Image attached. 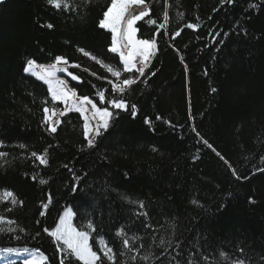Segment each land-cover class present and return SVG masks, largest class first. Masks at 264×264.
<instances>
[{
  "label": "trees",
  "instance_id": "obj_1",
  "mask_svg": "<svg viewBox=\"0 0 264 264\" xmlns=\"http://www.w3.org/2000/svg\"><path fill=\"white\" fill-rule=\"evenodd\" d=\"M69 3L68 11L47 0L0 4V152L7 154L0 157V193L12 191L17 200L0 201V215L14 221L0 224V249H32L45 264H59L57 242L43 229L54 228L70 206L74 225L91 232L93 250L103 256L101 243L112 248L115 264H264V172L256 171L264 168V0H145L149 14L136 23L137 37L155 39L157 47L125 93L109 81L134 72H123L110 52L112 33L99 23L111 0ZM56 56L79 77L69 80L78 96L119 112L95 149L86 148L77 112L62 116L55 134L43 123L44 107L63 106L24 69L28 59L48 65ZM105 65L121 70L119 80ZM112 99L135 103V118L130 109H113ZM46 149L47 165L31 156ZM229 165L248 178H234Z\"/></svg>",
  "mask_w": 264,
  "mask_h": 264
},
{
  "label": "snow or ice",
  "instance_id": "obj_2",
  "mask_svg": "<svg viewBox=\"0 0 264 264\" xmlns=\"http://www.w3.org/2000/svg\"><path fill=\"white\" fill-rule=\"evenodd\" d=\"M221 4L225 2V0H220ZM229 3L232 0H228ZM47 3L51 6H54L56 9H61L62 7L68 11L72 8V5L69 3V0H47ZM130 4H138L145 5V0H111L110 5L107 7V10L103 12V19L100 20V27L109 29L113 33L112 43L110 46L111 53H118L120 57V61L123 64V72L132 73L136 72L139 74L136 78H126L119 83H114L109 81L112 84V90L114 92L125 93L126 89L130 86L137 83L139 77L145 75V70L148 68V62L150 61L152 55L157 47V42L155 39H140L136 38L137 35V21H141L144 17L148 16V11L140 12L139 15H130L126 16V12L128 11ZM146 6V5H145ZM163 19L165 23L159 24L160 29H164L166 27V23L168 21V13L165 12ZM149 24H156L157 21L154 19L148 20ZM187 27L190 29H195L199 27L198 24L189 23ZM47 28L52 29L53 25L51 23L47 24ZM180 33L176 32L175 36H179ZM216 35H220V33H216ZM223 41H221L222 43ZM126 50V51H125ZM84 52L85 56H88L89 53ZM141 58V66L137 67L136 58ZM91 59L96 60V56H92ZM61 63L67 65L68 61L63 56H56L55 62L48 65H39L41 72L35 73L34 69L37 67V62L35 59H28L26 61L27 66L25 67V72H32L34 75H38V78L42 81H45L48 85V91L51 94V98L53 101H60L64 104V108L62 111L57 108H49L44 107V121L43 123L46 125L47 130L51 133H57L58 126L61 125V120L59 117L65 116L70 112H78L84 116V137L87 140L86 148L87 149H95L97 147L98 138H102L104 133L108 131L110 128L111 122L115 119L119 118V112L110 111L107 107H97V104L94 103L89 96L82 95L78 96L75 89H70L67 87V84L63 79L58 77V73H67L69 76H72L73 80H79L78 76L73 75L71 72H68L67 67H60ZM79 67V65H76ZM107 67L108 72L117 80L121 77V70L115 69L113 67ZM205 74H207V69H205ZM154 75V73H153ZM146 82V81H145ZM219 89L217 87H212L211 92L217 93ZM100 101L105 100V93L100 91L97 93ZM108 103L115 110H124L128 111L130 109L131 115L133 118L137 115V105L132 103L129 105L126 99H112L109 100ZM86 105H91L92 118L97 119V123L94 127H90L89 125V116L86 113L89 109ZM54 117H56L54 119ZM162 118L157 115L156 120H161ZM190 119H194L190 116ZM145 123L151 125L152 121L148 118H145ZM171 127H176L172 125L170 121H168ZM183 127V126H180ZM154 131V129H152ZM192 131L196 133L197 137H200V133L196 131L195 126H192ZM200 141L207 148L211 149L216 153L217 156L223 160L224 157L221 156L219 152L213 147L211 143H209L206 139L200 137ZM21 148L24 145L20 146ZM155 151V149H153ZM7 154L4 152H0V157L6 156ZM31 156L35 157L39 160V163L42 165H47L49 163L48 159V151L47 149L44 153L39 154L35 151L31 152ZM196 159V157H193ZM261 160L264 161V157H261ZM227 163V161H225ZM65 168L68 167L67 164L64 165ZM231 171L233 173L234 178L241 180L247 179L248 177L241 176L237 169L232 168L229 165ZM256 171L264 172V168H258ZM254 174V173H253ZM86 175V174H85ZM75 180H80L79 176L74 174L73 177ZM41 184H46L47 180L41 179L39 181ZM77 186L73 185L72 191H76ZM10 200L12 204H16L17 200L12 191L5 190L3 193H0V201H8ZM250 203H254L255 201L250 197ZM51 203V196L49 195L48 202L44 203L42 207L47 209L49 204ZM140 208H144L143 202H140ZM8 211H11L9 209ZM142 213H137V215H141ZM41 216H44L45 213L43 211L40 212ZM76 213L71 208H66L62 215L59 217V222L56 223L55 227L49 230V228L45 227L43 231L48 233V235L55 239L57 242V250L62 254V258L60 259L59 264H74L72 257H75L76 261L82 262V264H104V261L112 262L115 264V257L113 255V249L110 247H105L103 251V256L98 255L97 251L93 250L92 244H90L91 232L87 230H83L82 228H78L73 224V217ZM13 223L12 220L5 219V216L0 215V224L3 223ZM87 228L95 231L93 228V223L89 221L87 224ZM0 231H4L3 228H0ZM8 232L14 231L12 227L7 229ZM39 235V233H37ZM123 244L125 247L129 246V240L124 239ZM5 252L17 251V249L7 248L4 249ZM23 251H29L27 248L23 249ZM240 252L243 253V249H240ZM221 256H225V253H221ZM46 257H41L40 260L32 259L26 261L25 264H45ZM134 259V258H133ZM236 264H245L244 259H240L236 261Z\"/></svg>",
  "mask_w": 264,
  "mask_h": 264
},
{
  "label": "rangeland",
  "instance_id": "obj_3",
  "mask_svg": "<svg viewBox=\"0 0 264 264\" xmlns=\"http://www.w3.org/2000/svg\"><path fill=\"white\" fill-rule=\"evenodd\" d=\"M146 5V4H145ZM138 5V4H130L129 5V8H128V11L126 12V16H130V15H139L140 14V12H143V11H148V6L146 5ZM138 22V21H137ZM107 30H109V29H107ZM110 31V30H109ZM111 32V31H110ZM112 33V32H111ZM112 38H113V33H112ZM136 38L138 39V37H137V35H136ZM138 40H140V39H138ZM126 51V50H125ZM156 51V50H155ZM118 54V53H117ZM154 55H155V52H154ZM154 55H152V57H151V59H150V61L148 62V66H149V64H150V62H151V60L153 59V57H154ZM118 56H119V54H118ZM120 58V57H119ZM136 65H137V67H139V66H141V58L140 57H137L136 58ZM60 67H67V69H68V72H70V68L72 67L71 65H69L68 63H67V65H65V64H63V63H61V65H60ZM146 70H147V68H146ZM145 70V71H146ZM34 72L35 73H40L41 72V69H40V67H39V64H37V67H35V69H34ZM28 74H30V75H32V76H35L36 78H38V75H34L32 72H27ZM58 75V77L60 78V79H63L64 81H65V83L67 84V87L68 88H70V89H72L71 88V86H70V83H69V80H73L72 79V76H69L66 72L65 73H58L57 74ZM139 76V74L138 73H136V72H134V77L133 78H136V77H138ZM141 77H139V79H140ZM39 79V78H38ZM138 79V80H139ZM40 80V79H39ZM137 80V81H138ZM42 81V80H41ZM42 82H44L46 85H47V83L45 82V81H42ZM115 83V82H114ZM47 87H48V85H47ZM51 95V94H50ZM55 102H60V101H55ZM61 104H62V106H63V108H64V104L62 103V102H60ZM86 107L89 109V111L86 113V115H88L89 116V125H90V127H94L95 126V124L97 123V119H93L92 118V112H91V105H86ZM63 110V109H62ZM62 110H60V111H62ZM73 112H75V111H73ZM78 113V112H77ZM80 116H81V118H82V120H83V123H84V116L83 115H81L80 113H78ZM56 117H54V119H55ZM61 118L62 117H59V119L61 120ZM66 208H71L70 206H67ZM65 208V209H66ZM64 209V210H65ZM72 209V208H71ZM64 210H63V212H64ZM63 214V213H62ZM73 222V221H72ZM73 224H74V222H73ZM90 242V241H89ZM105 245H104V243H101V248H102V252L104 251V249H105ZM4 249H0V262L1 263H4V262H7V261H10V260H22L24 263L26 262V261H29V260H32V259H36V260H40V258L41 257H45V255H43L42 253H39V252H37V251H34V250H32V249H28L29 251H27V252H25V251H23V249L22 250H17V251H12V252H5V251H3ZM46 262V261H45Z\"/></svg>",
  "mask_w": 264,
  "mask_h": 264
},
{
  "label": "water",
  "instance_id": "obj_4",
  "mask_svg": "<svg viewBox=\"0 0 264 264\" xmlns=\"http://www.w3.org/2000/svg\"><path fill=\"white\" fill-rule=\"evenodd\" d=\"M5 0H0V4L4 3Z\"/></svg>",
  "mask_w": 264,
  "mask_h": 264
}]
</instances>
